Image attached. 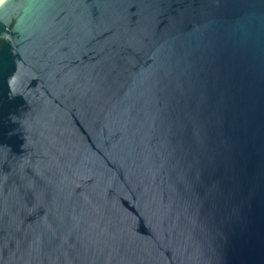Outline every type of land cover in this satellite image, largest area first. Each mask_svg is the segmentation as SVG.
<instances>
[{
	"label": "water",
	"instance_id": "water-1",
	"mask_svg": "<svg viewBox=\"0 0 264 264\" xmlns=\"http://www.w3.org/2000/svg\"><path fill=\"white\" fill-rule=\"evenodd\" d=\"M0 264H264V0H2Z\"/></svg>",
	"mask_w": 264,
	"mask_h": 264
},
{
	"label": "bare ground",
	"instance_id": "bare-ground-1",
	"mask_svg": "<svg viewBox=\"0 0 264 264\" xmlns=\"http://www.w3.org/2000/svg\"><path fill=\"white\" fill-rule=\"evenodd\" d=\"M2 0H0V3H1Z\"/></svg>",
	"mask_w": 264,
	"mask_h": 264
}]
</instances>
